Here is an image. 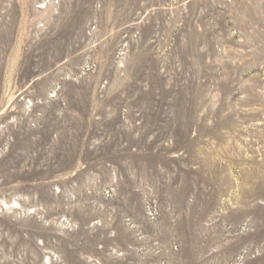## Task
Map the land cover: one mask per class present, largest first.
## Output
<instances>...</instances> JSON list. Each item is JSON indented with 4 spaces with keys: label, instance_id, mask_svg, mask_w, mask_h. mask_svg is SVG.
Wrapping results in <instances>:
<instances>
[{
    "label": "rangeland",
    "instance_id": "rangeland-1",
    "mask_svg": "<svg viewBox=\"0 0 264 264\" xmlns=\"http://www.w3.org/2000/svg\"><path fill=\"white\" fill-rule=\"evenodd\" d=\"M0 264H264V0H0Z\"/></svg>",
    "mask_w": 264,
    "mask_h": 264
}]
</instances>
